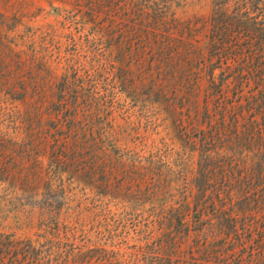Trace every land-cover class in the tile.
<instances>
[{
    "label": "rangeland",
    "instance_id": "374dc122",
    "mask_svg": "<svg viewBox=\"0 0 264 264\" xmlns=\"http://www.w3.org/2000/svg\"><path fill=\"white\" fill-rule=\"evenodd\" d=\"M215 2L163 0L166 23L150 27L140 0H0V232L36 247L0 250V264H63L58 231L103 248L92 264H147L139 251L154 219L174 213L185 185L215 183L200 150L205 125L190 124L179 100L180 75L199 73L190 119L202 121L210 75L228 70L215 66ZM60 145L76 156L70 168L94 167L96 186L68 173L54 181L66 187L59 230L41 224V201Z\"/></svg>",
    "mask_w": 264,
    "mask_h": 264
},
{
    "label": "trees",
    "instance_id": "16d2710c",
    "mask_svg": "<svg viewBox=\"0 0 264 264\" xmlns=\"http://www.w3.org/2000/svg\"><path fill=\"white\" fill-rule=\"evenodd\" d=\"M162 1L140 0L141 26L165 25ZM210 21L215 66L226 64L228 70L210 75L213 79L204 96L202 121L190 119L191 105L197 101L199 73L185 70L180 75L186 80L179 100L187 107L183 116L190 124L205 125L198 127L203 143L200 150L215 166V183L208 182L214 171H204L208 180L185 185L187 197L173 208L174 213L154 219L153 232L148 233L139 251L147 264H264V0H216ZM168 30L169 43L176 45L178 39ZM147 38H158L153 28L148 29ZM196 61L189 59L187 65ZM166 66L171 71L177 69L173 62ZM171 76L175 77L174 73ZM182 117L179 122L184 128ZM58 148L56 166L47 172L41 224L48 223L49 228L54 222L60 230L57 215L65 202L66 187L62 183L53 189L54 181L64 180L68 173L70 178L96 185L94 167L70 168L76 156L62 145ZM57 234L56 249L63 264H70L69 259L74 264H92L94 253L99 254L100 261L105 259L103 248L85 250L87 245L76 244L77 236L63 238L59 231ZM13 236L0 232L1 251L35 250L32 239L23 242Z\"/></svg>",
    "mask_w": 264,
    "mask_h": 264
}]
</instances>
